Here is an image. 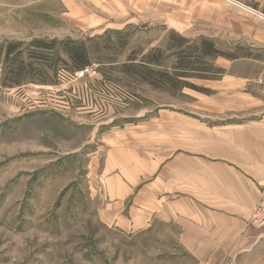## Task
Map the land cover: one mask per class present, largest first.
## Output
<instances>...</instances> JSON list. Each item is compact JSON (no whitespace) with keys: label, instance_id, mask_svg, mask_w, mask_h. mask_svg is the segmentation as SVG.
<instances>
[{"label":"rangeland","instance_id":"1","mask_svg":"<svg viewBox=\"0 0 264 264\" xmlns=\"http://www.w3.org/2000/svg\"><path fill=\"white\" fill-rule=\"evenodd\" d=\"M74 8L80 16L69 15L60 0H0V42L92 38L108 48L102 51L107 63L94 60L83 77L61 69L53 84L0 88V264H154L152 250L160 241L152 234L167 228L157 224L139 232L106 223V207L135 217L138 189L111 209L108 182L130 172L96 171L109 154L124 160L137 153L171 156V137L182 132L171 126H182L178 119L190 116L182 110L191 99L185 89L171 95L108 68L126 62L133 51L165 50L174 30L153 24L156 11H142L132 0H77ZM170 68L167 59L158 69ZM258 84L254 93L263 100L264 74ZM229 116L211 122L246 120Z\"/></svg>","mask_w":264,"mask_h":264},{"label":"crops","instance_id":"2","mask_svg":"<svg viewBox=\"0 0 264 264\" xmlns=\"http://www.w3.org/2000/svg\"><path fill=\"white\" fill-rule=\"evenodd\" d=\"M60 1L69 15H81L74 8L77 0ZM132 1L142 11H156L151 15L153 24L189 38L243 46L253 56L235 61L218 58L215 65L226 70L221 79L193 82L211 95L183 91L192 99L182 109L190 116L178 119L182 126H171L182 130L171 137L175 139L171 156L145 158L137 153L125 160L107 156L96 172H130L129 178L114 175L117 178L108 182L105 196L113 200L110 208L121 207L138 191L136 208L131 210L135 217H121L106 207L105 222L118 221L139 232L156 230L157 224L167 228L165 234L163 230L152 234L160 241L152 250L154 264H264V230L248 224L257 203L264 200V90L263 100L254 93L264 74V0ZM105 10L110 17L115 13ZM244 67L247 72H242ZM229 113L232 120H246L211 122L214 116ZM148 176L153 177L149 182L144 179Z\"/></svg>","mask_w":264,"mask_h":264},{"label":"trees","instance_id":"3","mask_svg":"<svg viewBox=\"0 0 264 264\" xmlns=\"http://www.w3.org/2000/svg\"><path fill=\"white\" fill-rule=\"evenodd\" d=\"M116 32L122 35L121 31ZM97 40L48 37L33 38L30 41L3 40L0 42V88L53 84L61 69L74 74L93 66L94 60L104 66L108 59L102 51L108 48L100 49V42H96ZM100 41L104 42L102 39ZM92 43L96 47H92ZM144 52L145 50H140L139 53L133 51L126 62L110 66L108 70L118 71L138 84H145L171 95L184 89L211 95L213 92L195 85L191 80L221 79L226 70L215 65L218 58L235 61L253 56L243 46L217 44L215 40L205 37L189 38L176 31H170L165 50L153 48L147 54ZM167 59H171L170 71L158 69Z\"/></svg>","mask_w":264,"mask_h":264},{"label":"built area","instance_id":"4","mask_svg":"<svg viewBox=\"0 0 264 264\" xmlns=\"http://www.w3.org/2000/svg\"><path fill=\"white\" fill-rule=\"evenodd\" d=\"M232 2V0H228ZM92 71L91 67H87L81 71L75 72L76 77H83L87 74H89ZM260 82H263V79L260 80ZM249 227L256 229V230H264V200H260L254 211L252 212L249 221H248Z\"/></svg>","mask_w":264,"mask_h":264}]
</instances>
